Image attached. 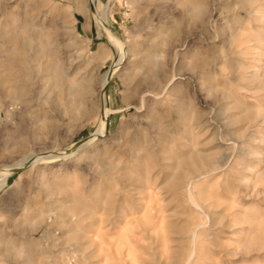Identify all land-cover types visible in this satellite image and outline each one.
Wrapping results in <instances>:
<instances>
[{
	"label": "rangeland",
	"instance_id": "374dc122",
	"mask_svg": "<svg viewBox=\"0 0 264 264\" xmlns=\"http://www.w3.org/2000/svg\"><path fill=\"white\" fill-rule=\"evenodd\" d=\"M0 42V172L110 109L8 178L0 264H264V0H0Z\"/></svg>",
	"mask_w": 264,
	"mask_h": 264
},
{
	"label": "bare ground",
	"instance_id": "6f19581e",
	"mask_svg": "<svg viewBox=\"0 0 264 264\" xmlns=\"http://www.w3.org/2000/svg\"><path fill=\"white\" fill-rule=\"evenodd\" d=\"M96 10L94 12H95V15L97 18L98 26L100 27L101 24H106V25H104L106 31L110 32L112 35H114L116 37V35L113 32H111L110 29L107 27V13H106V11L99 13L97 7H96ZM114 36H112V43H113L112 45L115 46L116 50L119 52L120 60H119V63H116L112 67V69L109 70L107 72V74L104 76L103 81H102V85L104 87L107 86V83L112 78V77L110 78V76H112L113 74H116L118 69H120V67L123 64V60L126 57V50H125L124 46H122L121 44H118L116 42V39ZM12 39H14L13 41L16 40L17 42L20 41L23 44H25L26 50L31 48L33 45L32 39H27V38H25V36L22 37V35H20V36L18 35V37L16 35V37L15 38L12 37L11 40ZM0 46H3V44H1ZM4 46H5V44H4ZM3 51H8V50H6L4 47H0V53ZM12 53H13V51H12ZM9 56H10V54H9ZM12 56L10 58H7L6 60L0 59V92L6 93L5 97L8 96L7 98H10V97L13 98L15 95H19L22 98L24 95H26V96L29 95V93L27 94V92H28L27 90H29L27 88H29V87L31 88V86H33L36 83V81L33 82V79H34L33 78V72L35 70V66L30 65L31 62L28 60L27 57L24 58L21 56H16V57H12ZM5 57H6V55H5ZM108 78H110V79L108 80ZM107 80H108V82H107ZM105 88H103V90H102V115H103V117L101 119L100 128L98 131L95 132V134H93L91 137H89L87 140H85V142H83V144H81V145L77 144L76 149H73L72 151H70L64 155L54 154L51 156H43V157H41V156H39V157L30 156V157H27L24 160H22L16 164H14V165H11L10 167L5 168L6 170L0 172V190L2 188H4V186L7 184L8 178L11 175H13V172L15 170H19V169H23V168H27V167H33L34 165L39 164L41 161H43V163L44 162H51V161L56 160L58 158L65 161L68 158H70L71 156H73L77 150H80L81 148H85L86 146L93 144V142L99 138H103L105 136V132H106V118L110 112V109L105 106V102H106L105 94H104ZM195 204H196V206H198L197 203H195Z\"/></svg>",
	"mask_w": 264,
	"mask_h": 264
}]
</instances>
